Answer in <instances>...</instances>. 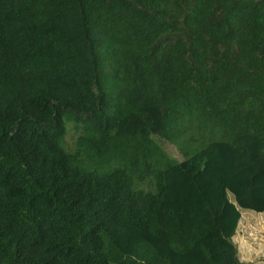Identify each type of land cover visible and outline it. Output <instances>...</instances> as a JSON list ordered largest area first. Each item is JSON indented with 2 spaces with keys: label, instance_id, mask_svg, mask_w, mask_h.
Returning <instances> with one entry per match:
<instances>
[{
  "label": "trees",
  "instance_id": "trees-1",
  "mask_svg": "<svg viewBox=\"0 0 264 264\" xmlns=\"http://www.w3.org/2000/svg\"><path fill=\"white\" fill-rule=\"evenodd\" d=\"M182 166L211 186L178 202ZM241 210L264 214V0H0V264H242Z\"/></svg>",
  "mask_w": 264,
  "mask_h": 264
},
{
  "label": "rangeland",
  "instance_id": "rangeland-1",
  "mask_svg": "<svg viewBox=\"0 0 264 264\" xmlns=\"http://www.w3.org/2000/svg\"><path fill=\"white\" fill-rule=\"evenodd\" d=\"M78 135L79 132H76L73 127L70 126V123H67L64 145L68 151L76 150V138ZM164 147L171 156L182 160L175 146L166 144ZM84 155L85 154L82 153L81 159L84 164L88 165L89 161ZM182 169L183 170L177 168L172 171L173 176H170L171 182L177 188L175 189V197L178 202H184V200L191 197L194 193L200 196L197 192L198 190L194 189V186H211V179L209 180L211 173L208 169L200 173L187 171L183 166ZM214 184H216V182H212V185ZM143 186H145V184H143ZM144 189L148 190L147 188ZM228 198L229 201L232 200L230 193L228 194ZM198 204L202 207L205 206L201 203V200H199ZM231 240L238 250L239 260L242 264H264V214L250 210H241V218Z\"/></svg>",
  "mask_w": 264,
  "mask_h": 264
}]
</instances>
